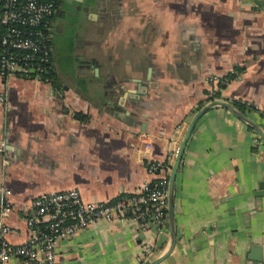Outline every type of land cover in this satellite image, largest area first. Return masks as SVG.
Returning <instances> with one entry per match:
<instances>
[{
    "label": "crops",
    "instance_id": "crops-1",
    "mask_svg": "<svg viewBox=\"0 0 264 264\" xmlns=\"http://www.w3.org/2000/svg\"><path fill=\"white\" fill-rule=\"evenodd\" d=\"M50 35L48 77L0 74L9 244L30 237V204L42 192L77 189L85 202H112L160 178L154 165L168 164L211 99L264 131V0H61ZM260 183L263 136L213 104L175 175L171 249L168 220L161 230L98 221L61 238L55 263L150 264L169 250L156 264H264Z\"/></svg>",
    "mask_w": 264,
    "mask_h": 264
},
{
    "label": "built area",
    "instance_id": "built-area-1",
    "mask_svg": "<svg viewBox=\"0 0 264 264\" xmlns=\"http://www.w3.org/2000/svg\"><path fill=\"white\" fill-rule=\"evenodd\" d=\"M60 2L0 0V26L5 30L0 32L1 75L9 77L20 73L37 79L48 77L52 55L50 18L59 10ZM217 80L218 76L211 77L210 94ZM175 153L169 156L168 164L154 165L163 169L157 184L146 183L112 202H85L77 189L38 194L30 204L34 215L27 218L30 237L23 244H9L4 240L3 235L10 229L5 221L10 208L8 204L0 206V264H7L12 255L19 257L21 264H56V243L98 221L131 222L144 230L165 228L169 173ZM144 248L149 251L151 246L146 244Z\"/></svg>",
    "mask_w": 264,
    "mask_h": 264
},
{
    "label": "water",
    "instance_id": "water-1",
    "mask_svg": "<svg viewBox=\"0 0 264 264\" xmlns=\"http://www.w3.org/2000/svg\"><path fill=\"white\" fill-rule=\"evenodd\" d=\"M213 104H222L224 106H226L227 108H229L235 115H237L238 117H240L241 119L245 120L247 123H249L250 125H252L264 138V131L259 127L258 124H256L254 121H252L249 117H247L243 112H241L240 110H238L237 108H235L230 102L228 101H224V100H219V99H214L211 102L207 103L206 105L202 106L200 109H198L194 115L192 116L191 120L188 123V126L185 130V133L182 137V140L178 146L177 152H176V156L175 159L172 163L171 166V170L169 173V191H168V222L170 225V230H171V234H172V242H171V246L169 248V250L171 249V247L173 246L174 243V236H175V230H174V223H173V203H174V181H175V175L176 172L178 170V167L180 165L181 159H182V155L184 152V148L186 145V142L193 130V127L195 125V122L197 121V119L201 116V114L211 105ZM262 184V185H261ZM261 190H259V194H264V190H263V183H260ZM168 250V252H169ZM252 251V258L259 261L261 259V247L259 244H254L251 248ZM167 252V253H168ZM167 253L157 259H155L154 261L150 262V264H156L157 262H159L163 257H165L167 255Z\"/></svg>",
    "mask_w": 264,
    "mask_h": 264
},
{
    "label": "trees",
    "instance_id": "trees-1",
    "mask_svg": "<svg viewBox=\"0 0 264 264\" xmlns=\"http://www.w3.org/2000/svg\"><path fill=\"white\" fill-rule=\"evenodd\" d=\"M53 17V16H52ZM52 17L50 18V20H51V22H52ZM52 30V29H51ZM51 30H49V33H51ZM3 31H5L4 30V27L3 26H0V32H3ZM51 36V35H50ZM50 74V73H49ZM160 167L161 166H159V167H157V168H155V171H162L163 169L161 168L160 169ZM161 178H156V179H153L152 181H151V183L153 184V185H155V184H157L158 182H159V180H160Z\"/></svg>",
    "mask_w": 264,
    "mask_h": 264
}]
</instances>
